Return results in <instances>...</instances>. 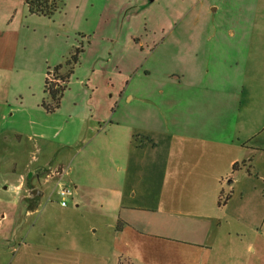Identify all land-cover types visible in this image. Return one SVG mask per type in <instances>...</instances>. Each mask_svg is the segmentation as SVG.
Wrapping results in <instances>:
<instances>
[{
  "label": "rangeland",
  "instance_id": "1",
  "mask_svg": "<svg viewBox=\"0 0 264 264\" xmlns=\"http://www.w3.org/2000/svg\"><path fill=\"white\" fill-rule=\"evenodd\" d=\"M11 1L0 15V97L8 98L0 114V264H57L55 258H68L67 248L81 253L82 264H97L96 255L117 256L122 246L109 226L112 198L93 193L97 173L106 172L86 173L78 207L72 198L62 207L55 180L43 193L35 189L38 180L22 191L10 180L52 159L53 167H70L71 144L76 149L89 140L84 115L91 113L111 117L118 108L116 119L154 127L155 140L140 136V144L158 143L167 127L191 124L186 111L225 113V126L230 100L233 111L244 100L241 86L246 95L264 86V0H60L50 16L31 13L25 0ZM77 48L83 52L61 106L49 112L41 105L49 99L48 71ZM236 84L238 93H230ZM257 119L264 121V112H252L243 126L254 128ZM76 130L83 140L73 144ZM104 197L106 213L97 210Z\"/></svg>",
  "mask_w": 264,
  "mask_h": 264
},
{
  "label": "crops",
  "instance_id": "2",
  "mask_svg": "<svg viewBox=\"0 0 264 264\" xmlns=\"http://www.w3.org/2000/svg\"><path fill=\"white\" fill-rule=\"evenodd\" d=\"M10 2L0 0V15L13 5ZM236 86L230 93H238ZM241 87L244 100H237V111L232 110L233 100L228 102L225 126V113L186 111L184 116L193 118L192 123L177 126L175 131L167 127L158 143L140 144V136L155 140L154 127L136 129L130 120L116 119L118 108L111 117L84 115L89 118L84 121L89 140L76 149L71 144L70 167L65 163L53 167L52 159L47 165L18 173L10 180L12 188L22 191L38 180L41 187L35 189L43 193L51 180H55V191L59 182L70 184L74 186L71 198L78 207L88 188L86 173L106 172L97 173L93 193L112 198V206L106 207L112 212L109 226L122 246L117 256L115 251L96 255L101 257L97 264H264V136L260 138L264 121L257 119L254 128L243 126L252 112L262 116L264 86L247 95L246 85ZM6 97H0L3 118ZM73 136V144L80 141L78 130ZM235 164L238 167L233 169ZM222 190L231 194L224 205L219 204ZM105 203V197L100 199L99 212H107ZM111 245L116 248L115 241ZM65 251L68 258H55V263L82 264L75 248Z\"/></svg>",
  "mask_w": 264,
  "mask_h": 264
},
{
  "label": "trees",
  "instance_id": "3",
  "mask_svg": "<svg viewBox=\"0 0 264 264\" xmlns=\"http://www.w3.org/2000/svg\"><path fill=\"white\" fill-rule=\"evenodd\" d=\"M25 2L27 4L28 10L31 13L39 15L50 16L61 7L60 0H25ZM82 52L83 48H77L75 51L70 53L63 64H59L55 66L53 70L48 71V76L46 77L44 83V92L46 93V96L49 97V99L47 100V98H44L41 104L47 111L55 112L61 106L62 98L65 91L68 89V84L72 75L74 74L75 67L79 62ZM64 67L67 70L65 72H61L62 68ZM51 72H53L54 78L56 80L50 82ZM237 167L238 164H235L233 169H236ZM230 195V192L227 193L222 190L219 196V204L224 205ZM118 228H120L119 223Z\"/></svg>",
  "mask_w": 264,
  "mask_h": 264
},
{
  "label": "built area",
  "instance_id": "4",
  "mask_svg": "<svg viewBox=\"0 0 264 264\" xmlns=\"http://www.w3.org/2000/svg\"><path fill=\"white\" fill-rule=\"evenodd\" d=\"M57 193L60 198V203L62 206L68 205V199H70L73 195V188L67 184L59 182L57 184Z\"/></svg>",
  "mask_w": 264,
  "mask_h": 264
}]
</instances>
